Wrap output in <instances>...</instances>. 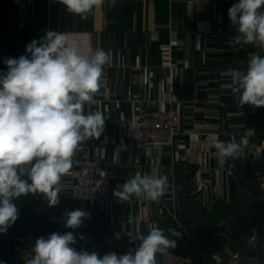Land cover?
Returning <instances> with one entry per match:
<instances>
[{"label":"crops","instance_id":"obj_1","mask_svg":"<svg viewBox=\"0 0 264 264\" xmlns=\"http://www.w3.org/2000/svg\"><path fill=\"white\" fill-rule=\"evenodd\" d=\"M238 0H116L87 19L70 14L59 0H0V73L5 60L28 55L26 45L46 31L67 34L68 46L111 53L101 88L85 114L100 111L105 127L82 143L75 155L100 158L114 171L115 190L137 173L156 172L168 180L157 201L133 196L104 205H85L64 189L49 206L42 194L13 200L18 219L0 233V264H27L39 237L73 232L77 251L122 255L140 244L128 233L147 234L153 227L179 233L174 248L157 253V264H214L232 250L264 260V107H239L229 70L246 71L253 54L264 48L236 43L239 35L228 17ZM155 37V39L153 38ZM170 48V62L165 48ZM181 105L186 149L176 146L149 154L129 136L139 107ZM242 108V109H241ZM249 129L251 132L249 133ZM237 177L210 146L212 138L232 142ZM90 214L76 229L65 227L66 212ZM81 236L83 239H81Z\"/></svg>","mask_w":264,"mask_h":264},{"label":"clouds","instance_id":"obj_2","mask_svg":"<svg viewBox=\"0 0 264 264\" xmlns=\"http://www.w3.org/2000/svg\"><path fill=\"white\" fill-rule=\"evenodd\" d=\"M59 2L81 19L105 4V0ZM108 3L109 7L116 6V0ZM228 17L239 34L234 42L264 48V0H238L228 9ZM26 52L28 55L18 59L7 58V71L0 73V233L18 219L13 203L16 198L38 193L47 198L50 207L59 203V193L64 190L62 178L71 174L76 150L87 140L99 137L105 127L103 113L85 114L84 106L93 102L102 86L110 52L91 47L78 51L68 46L67 34L50 30L27 44ZM224 74L232 78L231 91L239 107H264V56L253 54L246 71L229 70ZM210 146L220 160L243 152L240 144L217 138H212ZM167 188L166 176L137 173L113 195L120 202L133 196L157 201ZM89 216L80 209L66 212L65 227L79 228ZM168 232L171 237L179 236L175 229ZM128 235L132 241H140L134 252L100 256L72 247L76 243L73 232H54L35 240L34 255L27 264H157V253L165 254L176 245L175 239L159 227L147 234Z\"/></svg>","mask_w":264,"mask_h":264},{"label":"built area","instance_id":"obj_3","mask_svg":"<svg viewBox=\"0 0 264 264\" xmlns=\"http://www.w3.org/2000/svg\"><path fill=\"white\" fill-rule=\"evenodd\" d=\"M165 60L170 62V48H165ZM106 77H102V82ZM242 109V108H241ZM183 111L181 105H163L154 109L139 107L129 127V136L137 145L149 154L157 149L176 146L186 149L185 141L179 139L182 130ZM230 140L238 142L235 132L230 133ZM80 146L79 148H82ZM150 149V152H149ZM71 174L62 178V184L74 199L85 205H104L113 198L115 190V173L100 158L84 156L81 159L73 156ZM224 170L230 177L236 178V162L233 158L223 159ZM122 185H119V188ZM133 247L132 251L138 247ZM214 264H264V260L256 256L242 253L240 250L229 251L224 258Z\"/></svg>","mask_w":264,"mask_h":264}]
</instances>
